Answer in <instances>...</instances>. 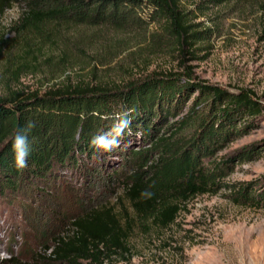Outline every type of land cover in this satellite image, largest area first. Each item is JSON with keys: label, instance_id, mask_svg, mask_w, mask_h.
Returning a JSON list of instances; mask_svg holds the SVG:
<instances>
[{"label": "trees", "instance_id": "16d2710c", "mask_svg": "<svg viewBox=\"0 0 264 264\" xmlns=\"http://www.w3.org/2000/svg\"><path fill=\"white\" fill-rule=\"evenodd\" d=\"M15 4L19 12L11 36L0 34V194L15 193L22 178L25 182L56 179L62 169L91 178L104 173L110 155L123 157L127 168L115 203L78 215L65 234L54 237L47 254L28 263L116 264L118 256L129 251L136 227L167 228L175 223L181 203L222 185L216 179L231 167L229 160L212 170L204 161L222 141L246 130L261 105L248 90L232 93L193 81L190 71L186 75L154 72L119 82L96 78L91 72L66 76L43 92L25 89L20 86L22 73L40 65L37 57L42 49L56 47L60 62L70 63L66 55L72 53L71 44L61 34L66 26L123 29L158 22L171 37L170 45L181 51L188 39L203 38L207 29L191 31L196 25L185 20L179 0H0V21ZM46 55L50 61L52 53ZM76 60L82 62L80 57L71 61ZM192 91L197 95L187 104ZM126 109H134L132 134L126 131L120 147L112 152L91 147L92 136L108 131L110 117ZM242 117L249 119L244 126L240 123L245 120H240L237 128L236 119ZM30 120L36 126L29 135V167L18 170L11 141L17 127ZM250 184L233 194L237 203L253 199L248 195ZM145 192L150 195H142ZM121 200L126 205L119 208Z\"/></svg>", "mask_w": 264, "mask_h": 264}, {"label": "rangeland", "instance_id": "374dc122", "mask_svg": "<svg viewBox=\"0 0 264 264\" xmlns=\"http://www.w3.org/2000/svg\"><path fill=\"white\" fill-rule=\"evenodd\" d=\"M263 2L179 0L185 20L196 25L191 31L207 29L203 38L188 39L183 51L170 45L171 37L158 22L123 29L66 26L61 34L71 44L72 53L66 55L70 63L60 62L56 47L42 49L37 57L40 65L22 73L21 87L43 92L66 76L91 72L96 78L119 82L154 72L186 75L190 71L193 81L232 93L248 90L261 105L246 130L222 141L204 161L212 170L229 160L231 167L216 179L222 185L181 203L175 223L167 228L136 227L129 251L118 256L116 264H264ZM18 12L16 4L5 11L0 34L11 36ZM48 52L52 53L50 61ZM77 57L82 62L71 61ZM192 92L187 104L197 95ZM246 119L237 118V128L244 126ZM240 120L245 121L238 124ZM115 155L107 158L100 175L84 178L77 170L62 169L56 179L25 182L22 178L15 193L0 194V253L10 257L0 259V264L34 263L49 252L54 237L65 234L78 215L97 205L115 203L122 193L121 174L124 176L127 168L123 157ZM248 183V195L253 199L239 204L233 194ZM123 205L121 200L118 207Z\"/></svg>", "mask_w": 264, "mask_h": 264}, {"label": "clouds", "instance_id": "9594fccd", "mask_svg": "<svg viewBox=\"0 0 264 264\" xmlns=\"http://www.w3.org/2000/svg\"><path fill=\"white\" fill-rule=\"evenodd\" d=\"M134 109H126L116 113L110 118L113 120L108 131H101L94 134L89 141L90 146L98 152H112L119 148L121 139L127 131L131 135V121L133 119ZM34 121H28L23 127H17L11 141L14 165L18 170H24L29 167V157L32 152V143L29 139L31 131L35 128ZM150 193H142V195ZM10 258L7 253H0V259Z\"/></svg>", "mask_w": 264, "mask_h": 264}]
</instances>
